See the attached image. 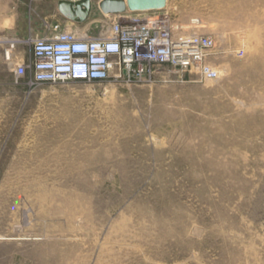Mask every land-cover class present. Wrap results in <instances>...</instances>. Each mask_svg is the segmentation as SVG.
Wrapping results in <instances>:
<instances>
[{
  "label": "rangeland",
  "instance_id": "rangeland-1",
  "mask_svg": "<svg viewBox=\"0 0 264 264\" xmlns=\"http://www.w3.org/2000/svg\"><path fill=\"white\" fill-rule=\"evenodd\" d=\"M90 1L68 25L106 35ZM56 3L0 0V264H264V0H166L174 34L213 39L215 80L28 86Z\"/></svg>",
  "mask_w": 264,
  "mask_h": 264
},
{
  "label": "built area",
  "instance_id": "built-area-1",
  "mask_svg": "<svg viewBox=\"0 0 264 264\" xmlns=\"http://www.w3.org/2000/svg\"><path fill=\"white\" fill-rule=\"evenodd\" d=\"M148 13L135 20L118 16L107 34L96 38L73 30L62 18L30 40V59H22L15 73L28 86L139 79L153 75L154 67L193 73L203 80L217 78L207 62L213 39L174 34L165 8Z\"/></svg>",
  "mask_w": 264,
  "mask_h": 264
},
{
  "label": "water",
  "instance_id": "water-1",
  "mask_svg": "<svg viewBox=\"0 0 264 264\" xmlns=\"http://www.w3.org/2000/svg\"><path fill=\"white\" fill-rule=\"evenodd\" d=\"M166 0H101L98 4L99 10L105 16H124L127 14H141L163 10ZM91 1L79 0L71 2L59 0L56 10L59 15L73 23L84 22L90 12Z\"/></svg>",
  "mask_w": 264,
  "mask_h": 264
}]
</instances>
